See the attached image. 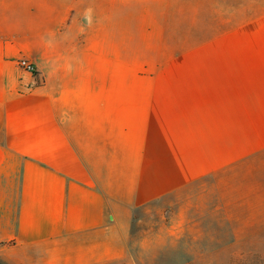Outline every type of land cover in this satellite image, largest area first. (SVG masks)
<instances>
[{"label": "crops", "instance_id": "0c3cea01", "mask_svg": "<svg viewBox=\"0 0 264 264\" xmlns=\"http://www.w3.org/2000/svg\"><path fill=\"white\" fill-rule=\"evenodd\" d=\"M63 3L0 0V264L153 262L139 210L264 152V3L183 61L180 94H127L110 29L95 81L92 32L75 48L28 12Z\"/></svg>", "mask_w": 264, "mask_h": 264}, {"label": "rangeland", "instance_id": "374dc122", "mask_svg": "<svg viewBox=\"0 0 264 264\" xmlns=\"http://www.w3.org/2000/svg\"><path fill=\"white\" fill-rule=\"evenodd\" d=\"M62 1L29 5L28 12H44L47 29L59 31L75 48L85 44V30L92 32L95 81L106 75L102 32L114 29L109 75L123 79L127 94H180L187 83L183 61L203 56L198 46L214 44L230 29L260 15L264 3ZM149 208L135 214L130 236H153V262L143 254L126 264H264V152L157 198Z\"/></svg>", "mask_w": 264, "mask_h": 264}, {"label": "built area", "instance_id": "2783aa9c", "mask_svg": "<svg viewBox=\"0 0 264 264\" xmlns=\"http://www.w3.org/2000/svg\"><path fill=\"white\" fill-rule=\"evenodd\" d=\"M22 65H23V67L25 68L26 71H28V72H33L34 71V66L31 63H29L27 61H22Z\"/></svg>", "mask_w": 264, "mask_h": 264}, {"label": "bare ground", "instance_id": "6f19581e", "mask_svg": "<svg viewBox=\"0 0 264 264\" xmlns=\"http://www.w3.org/2000/svg\"><path fill=\"white\" fill-rule=\"evenodd\" d=\"M110 34V36H109V42H108V44H109V48L114 44V41H115V39H114V29L113 30H111L110 32H109Z\"/></svg>", "mask_w": 264, "mask_h": 264}]
</instances>
